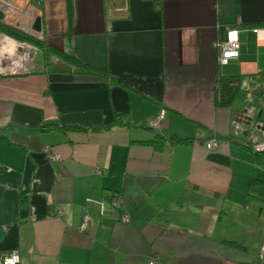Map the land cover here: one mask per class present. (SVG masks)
<instances>
[{
  "label": "crops",
  "instance_id": "0c3cea01",
  "mask_svg": "<svg viewBox=\"0 0 264 264\" xmlns=\"http://www.w3.org/2000/svg\"><path fill=\"white\" fill-rule=\"evenodd\" d=\"M30 8L41 38L96 73L0 75V253L17 250L19 264H260V165L248 143L230 137L246 104L216 105L215 87L222 75L247 86L264 74V0H44ZM232 27L238 57L221 64ZM115 111L131 126H112ZM162 112L161 127H149ZM154 136L164 137L161 146L143 142ZM210 137L217 148L205 147ZM85 213L91 222L81 230Z\"/></svg>",
  "mask_w": 264,
  "mask_h": 264
},
{
  "label": "built area",
  "instance_id": "2783aa9c",
  "mask_svg": "<svg viewBox=\"0 0 264 264\" xmlns=\"http://www.w3.org/2000/svg\"><path fill=\"white\" fill-rule=\"evenodd\" d=\"M44 0H0V21L12 23L15 27L21 28L22 30L36 34L38 38H41L39 33L33 30V24L35 21V15L27 9L31 3L39 4ZM18 2L23 3L21 7ZM117 10H127L126 4L117 7ZM13 21V22H12ZM256 31L257 29H253ZM9 42V43H7ZM28 44L22 43L16 39H13L6 34L0 32V75L9 74L10 72L19 71L20 73L28 72L29 69L34 68L32 65L33 59L36 55L28 54ZM32 48V47H31ZM239 50V29L237 27L228 28L225 33V39L221 44V56L220 63L226 64L230 59L238 57ZM29 61V64H27ZM15 67V69H10ZM22 69H21V68ZM27 69V70H26ZM26 70V71H25ZM12 74V73H11ZM255 108L248 107L246 112L238 118L232 120V128L235 136L245 137L244 140L251 146L252 150L259 151L264 149V120L257 119L252 127L248 129V133L244 134L246 129L240 127V123H249L251 118L248 115L254 114ZM164 120V113L152 117L148 121V126L153 129H159ZM220 139L216 137H210L204 143L208 149H215L219 146ZM44 151L50 161H58L59 154L52 152L49 146L44 147ZM111 208L119 207L118 197L112 196L110 199ZM101 213L104 211L101 210ZM123 221H128L127 215L122 216ZM91 222V216L85 213L82 217L80 229L85 230ZM264 251V242L262 245ZM264 257H261L263 259ZM20 256L17 250H11L9 252L0 253V264H19ZM147 264H164L159 258L151 257ZM263 264V260L260 261Z\"/></svg>",
  "mask_w": 264,
  "mask_h": 264
},
{
  "label": "trees",
  "instance_id": "16d2710c",
  "mask_svg": "<svg viewBox=\"0 0 264 264\" xmlns=\"http://www.w3.org/2000/svg\"><path fill=\"white\" fill-rule=\"evenodd\" d=\"M0 32L22 43L28 44L36 50V55L32 62V65H34L35 68L29 69V72L96 73L95 68L82 61L73 51L60 50L47 43L44 37L38 38L37 35L15 27L12 23L0 21ZM241 82L239 75L220 76L215 87V104L218 106H226L235 100H241L246 104V108L255 107L258 110L261 108L262 111L260 110L257 118L264 120V74L254 82L247 84V86H243ZM240 116L241 114L238 115L237 118L239 119ZM111 123L112 126L125 125L130 127L131 119L126 112L115 111ZM45 127H57L61 131L80 130L79 127H60L57 124H48ZM248 127L244 134H247L248 129L252 126ZM95 128L99 129L98 127ZM160 137L161 136H154L152 139L143 142L150 143L156 148L161 146L163 141L164 137ZM230 137L231 139H234V141L238 143L241 141L245 146L249 147L244 140V136L232 135ZM169 141L188 142L189 138H180L176 135H172L170 136ZM249 148L252 150L251 146ZM252 151L254 152L253 162L256 165L264 164V149Z\"/></svg>",
  "mask_w": 264,
  "mask_h": 264
},
{
  "label": "rangeland",
  "instance_id": "374dc122",
  "mask_svg": "<svg viewBox=\"0 0 264 264\" xmlns=\"http://www.w3.org/2000/svg\"><path fill=\"white\" fill-rule=\"evenodd\" d=\"M18 4L21 6V7H23V3L22 2H18ZM30 12H31V8H30V6H29V8H27ZM13 22V21H12ZM36 35V34H35ZM27 47H29V46H27ZM29 49L31 50V52H33V54H34V48H31V47H29ZM21 68V67H20ZM22 69V68H21ZM27 70V69H26ZM25 70V71H26ZM29 72V71H28ZM11 73H14V72H10L9 74H2V75H15V74H11ZM15 73H20L19 71H15ZM248 117L249 118H251L252 117V115H248ZM254 120H255V118H254ZM253 125V124H252ZM256 169L258 170V172H259V175H257L259 178H260V180H261V182L258 184H256V185H258V186H261L260 187V189H257V191H261L262 190V188H264V164H261L260 166H257L256 167ZM250 170L249 169H245V172L246 173H248ZM251 172V171H250ZM262 247L263 246H261V249H260V254H259V261H261V260H264V258L263 259H261V257H263L264 256V251H263V249H262Z\"/></svg>",
  "mask_w": 264,
  "mask_h": 264
},
{
  "label": "water",
  "instance_id": "95a60500",
  "mask_svg": "<svg viewBox=\"0 0 264 264\" xmlns=\"http://www.w3.org/2000/svg\"><path fill=\"white\" fill-rule=\"evenodd\" d=\"M1 16H2V14L0 13V17ZM33 30L35 32H37V33L41 31V20H40V17L39 16L35 17V21H34V24H33ZM28 54H29V56L30 55H33V52L29 51ZM27 64H29V61H27Z\"/></svg>",
  "mask_w": 264,
  "mask_h": 264
},
{
  "label": "bare ground",
  "instance_id": "6f19581e",
  "mask_svg": "<svg viewBox=\"0 0 264 264\" xmlns=\"http://www.w3.org/2000/svg\"><path fill=\"white\" fill-rule=\"evenodd\" d=\"M7 43H9V42H7ZM219 61V60H218Z\"/></svg>",
  "mask_w": 264,
  "mask_h": 264
}]
</instances>
